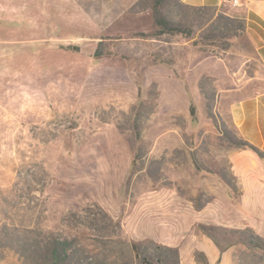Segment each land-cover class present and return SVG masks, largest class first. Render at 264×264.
Listing matches in <instances>:
<instances>
[{
	"label": "rangeland",
	"instance_id": "obj_1",
	"mask_svg": "<svg viewBox=\"0 0 264 264\" xmlns=\"http://www.w3.org/2000/svg\"><path fill=\"white\" fill-rule=\"evenodd\" d=\"M151 6L0 0V227L74 240L95 264H141L132 244L151 264H264L229 246L264 239V212L239 210L230 114L264 91L254 45L209 41L174 3L160 18L183 33H164ZM0 264H18L1 231Z\"/></svg>",
	"mask_w": 264,
	"mask_h": 264
},
{
	"label": "trees",
	"instance_id": "obj_2",
	"mask_svg": "<svg viewBox=\"0 0 264 264\" xmlns=\"http://www.w3.org/2000/svg\"><path fill=\"white\" fill-rule=\"evenodd\" d=\"M141 1L143 3L149 0ZM151 2L155 22L166 27L164 33H183V30L170 28L160 18V8L171 3L187 10L190 13L189 17L192 21L196 24L198 23L201 27L208 24L203 35L209 41L219 42L228 40L246 32V23L243 19L228 16L220 12V9L216 7H192L182 3L180 0H151ZM237 144L244 149L253 151L264 160V152L249 142L240 139L237 141ZM0 231L4 239L5 249L11 251L16 256L18 264H95L94 259L91 257L83 259L77 257L78 250L74 247V240L59 238L53 234H40L34 229L26 227L17 228L8 224L1 226ZM233 234H235L236 238L229 246L240 244L250 249L264 251V239L254 232L239 231ZM39 237H41L40 240ZM211 238L218 248L220 255L223 254L226 248L222 247L213 236ZM132 250L136 259L141 264H151L146 258L141 256L136 244H132ZM220 261L221 257L218 262ZM204 264H209L208 260H205Z\"/></svg>",
	"mask_w": 264,
	"mask_h": 264
},
{
	"label": "crops",
	"instance_id": "obj_3",
	"mask_svg": "<svg viewBox=\"0 0 264 264\" xmlns=\"http://www.w3.org/2000/svg\"><path fill=\"white\" fill-rule=\"evenodd\" d=\"M192 7H216L221 9L226 0H180ZM240 7H234L236 18L246 23L247 34L255 48V56L264 71V0H241ZM232 121L241 139L264 152V91L240 99L231 104ZM234 172L243 193L239 210L264 212V160L253 151L241 150L234 159ZM246 214V213H244ZM256 232L259 230L252 227Z\"/></svg>",
	"mask_w": 264,
	"mask_h": 264
},
{
	"label": "built area",
	"instance_id": "obj_4",
	"mask_svg": "<svg viewBox=\"0 0 264 264\" xmlns=\"http://www.w3.org/2000/svg\"><path fill=\"white\" fill-rule=\"evenodd\" d=\"M229 2L233 7H240L242 2L241 0H226Z\"/></svg>",
	"mask_w": 264,
	"mask_h": 264
}]
</instances>
